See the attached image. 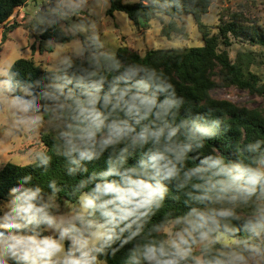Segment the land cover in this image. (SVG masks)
<instances>
[{
  "label": "clouds",
  "instance_id": "clouds-1",
  "mask_svg": "<svg viewBox=\"0 0 264 264\" xmlns=\"http://www.w3.org/2000/svg\"><path fill=\"white\" fill-rule=\"evenodd\" d=\"M123 3L170 22L198 0ZM111 6L40 0L30 31L56 34L43 74L0 61L7 135L50 129L51 149L29 152V165L62 159L75 180L70 202L56 179L24 171L0 201V264H109L117 254L120 264H264V139L206 151L228 131L223 120L194 112L162 70L120 55L101 27Z\"/></svg>",
  "mask_w": 264,
  "mask_h": 264
},
{
  "label": "trees",
  "instance_id": "trees-1",
  "mask_svg": "<svg viewBox=\"0 0 264 264\" xmlns=\"http://www.w3.org/2000/svg\"><path fill=\"white\" fill-rule=\"evenodd\" d=\"M31 0H0V26H4L3 41L8 39V33L19 27V24L9 25L11 18L18 9L26 7ZM215 0H198L195 8L181 14L178 19H173L165 25L162 34L166 38L178 35L188 40L189 36L185 27L178 25V20L186 16H192L202 36L204 45L199 48L186 49H159L150 50L145 56L131 51L127 47L119 49L120 55L129 61H139L162 70L176 87L178 94L185 97L188 106L194 112L209 114L210 118H220L228 131L221 129V135L214 141L206 142V151L232 153L234 148L242 147L254 139H264V109H248L236 106L228 100L216 99L212 93L220 88H237L249 92L252 95L264 97V79L257 71L259 59L257 53L248 50L241 52L232 61L228 49L233 45H245L248 47H260L264 49V27L256 22H247L236 16L229 20L221 21L218 33L213 34L203 17L206 16ZM141 4H124L123 0H112V6L107 15L114 17L117 12L128 15L133 25L148 29L151 23L157 19L154 15L145 12ZM30 23L26 29L37 42L33 47L34 52L40 55L53 53V46L46 44L47 40L55 38L56 34L49 31L40 34L30 31ZM16 70L23 75H42V67L33 59H19L14 64ZM43 142L46 149H51V135H44ZM63 160L54 159L51 168L42 170L34 165L6 164L0 169V201L7 199L8 189L15 185L24 171L32 172L41 184L46 185L48 180L56 179L64 187L61 198H69L71 202L70 187L74 179L65 176ZM101 161L95 165H89V170L102 168ZM68 196V197H67ZM181 208L182 205H174ZM122 254L115 258L108 257L109 264H120Z\"/></svg>",
  "mask_w": 264,
  "mask_h": 264
},
{
  "label": "rangeland",
  "instance_id": "rangeland-1",
  "mask_svg": "<svg viewBox=\"0 0 264 264\" xmlns=\"http://www.w3.org/2000/svg\"><path fill=\"white\" fill-rule=\"evenodd\" d=\"M39 2L40 0H31L26 7L15 12L9 25L19 24V27L8 33L6 41H3L6 28L0 26V61L7 60L14 64L19 59H33L42 68L47 67L45 61L53 53L40 55L38 51L34 52L33 47H37V42L26 29ZM236 16L264 27V0H215L210 12L203 17V22L209 26L213 34H217L221 21ZM93 18L98 19L97 17ZM177 22L180 27L186 28L188 40L178 35H172L171 38L164 37L162 30L170 22L154 20L148 29H144L133 25L124 12H117L114 17L105 16L101 27L104 28V35L118 49L127 47L142 56H145L150 50L199 48L204 45L192 16L183 17ZM248 50L257 53L259 59L257 71L264 79V49L258 46L248 47L239 44L233 45L228 49V52L234 61L239 53ZM212 97L228 100L241 108L264 109L263 96L252 95L234 87L220 88L212 93ZM44 135L52 136L53 133L50 129H43L35 136L19 134L10 137L7 135V116L5 113H0V169L9 163L21 166L29 165L27 160L29 152L46 149L42 138Z\"/></svg>",
  "mask_w": 264,
  "mask_h": 264
}]
</instances>
